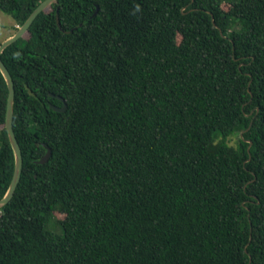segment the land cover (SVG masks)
<instances>
[{
    "label": "trees",
    "instance_id": "trees-1",
    "mask_svg": "<svg viewBox=\"0 0 264 264\" xmlns=\"http://www.w3.org/2000/svg\"><path fill=\"white\" fill-rule=\"evenodd\" d=\"M0 57V264H264V0H56Z\"/></svg>",
    "mask_w": 264,
    "mask_h": 264
},
{
    "label": "water",
    "instance_id": "water-1",
    "mask_svg": "<svg viewBox=\"0 0 264 264\" xmlns=\"http://www.w3.org/2000/svg\"><path fill=\"white\" fill-rule=\"evenodd\" d=\"M56 0H42L28 15V17L25 19V21L17 28V30L7 36L5 39H3L0 42V54L3 51V49L11 44L12 42L16 41L18 38H20L28 29L34 18L38 15L39 12H41L43 9H45L47 6H49L51 3H53ZM0 72L2 73L7 89H8V94H7V101H6V110H5V129L6 133L13 151L14 155V169L12 173L11 180L9 182L8 188L3 195V197L0 198V207L5 205L10 198L12 197L14 190L18 184L19 178H20V173H21V168H22V156H21V151H20V146L19 143L16 139V136L14 134L13 130V123H12V118H13V101H14V83L13 79L6 68L5 64L3 63L1 57H0ZM63 102V105L58 107V106H53L51 107L54 110L57 111H63L66 108V103L64 102L63 98H60ZM50 149L47 148L46 153L41 157L40 162H44L48 159L50 156Z\"/></svg>",
    "mask_w": 264,
    "mask_h": 264
},
{
    "label": "rangeland",
    "instance_id": "rangeland-1",
    "mask_svg": "<svg viewBox=\"0 0 264 264\" xmlns=\"http://www.w3.org/2000/svg\"><path fill=\"white\" fill-rule=\"evenodd\" d=\"M13 25L15 26L16 24L14 23L12 17L0 10V41L15 32V30L13 29ZM236 140L237 135L233 136L230 142L234 144Z\"/></svg>",
    "mask_w": 264,
    "mask_h": 264
},
{
    "label": "built area",
    "instance_id": "built-area-1",
    "mask_svg": "<svg viewBox=\"0 0 264 264\" xmlns=\"http://www.w3.org/2000/svg\"><path fill=\"white\" fill-rule=\"evenodd\" d=\"M17 26V25H16ZM19 27V26H18Z\"/></svg>",
    "mask_w": 264,
    "mask_h": 264
},
{
    "label": "crops",
    "instance_id": "crops-1",
    "mask_svg": "<svg viewBox=\"0 0 264 264\" xmlns=\"http://www.w3.org/2000/svg\"><path fill=\"white\" fill-rule=\"evenodd\" d=\"M9 36V35H8Z\"/></svg>",
    "mask_w": 264,
    "mask_h": 264
}]
</instances>
